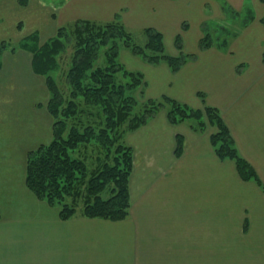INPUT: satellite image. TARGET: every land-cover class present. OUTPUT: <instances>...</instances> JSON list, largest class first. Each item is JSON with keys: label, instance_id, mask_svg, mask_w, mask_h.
I'll return each mask as SVG.
<instances>
[{"label": "crops", "instance_id": "obj_1", "mask_svg": "<svg viewBox=\"0 0 264 264\" xmlns=\"http://www.w3.org/2000/svg\"><path fill=\"white\" fill-rule=\"evenodd\" d=\"M128 1L131 21L125 19L133 30L152 26L163 33L165 25L174 29L185 22L188 28L189 20L200 26L220 17L222 2L236 15L244 14L241 23L252 14L232 29L236 34L225 46L199 50L200 30L194 44L182 46L186 53H197L194 58L175 72L165 62L148 72L166 95L192 107L223 110L240 154L252 165L264 163V135L259 138L256 123L264 115V0H144L143 11L136 0ZM100 9L74 12L103 19ZM177 53L173 44L172 54ZM136 133L130 141L139 140L143 148L134 142L130 209L123 220L81 214L60 219L24 182L26 152L51 136L24 144L0 142V264H264L262 188L242 180L231 159H219L206 132H195L186 122L171 124L166 112H157ZM177 133L186 143L179 156L173 147ZM146 150H151L149 158Z\"/></svg>", "mask_w": 264, "mask_h": 264}, {"label": "trees", "instance_id": "obj_2", "mask_svg": "<svg viewBox=\"0 0 264 264\" xmlns=\"http://www.w3.org/2000/svg\"><path fill=\"white\" fill-rule=\"evenodd\" d=\"M225 5V11L236 15L228 4L225 3ZM251 18L252 14L249 13L241 24H246ZM260 22L264 25V15L260 18ZM73 23L70 29L60 27L56 36L38 48L36 43L31 42L30 46L33 49L30 47L28 49L32 53L33 71L46 76V85L50 92L47 106L53 121L50 140L26 152L24 182L26 187L47 205H59L57 207L60 219L70 218L79 206L81 212L89 218L121 220L128 216L129 176L133 165V153L129 145L119 140L121 132L114 130L125 120L128 121L130 129L145 124L167 103L168 121L178 123L188 120L189 126L194 131H201L205 127L204 115L211 124L216 126V130L210 135V142L217 157L221 160L232 159L239 177L242 180H253L264 191V183L255 167L239 153L227 124L215 106L206 104L202 109L194 108L162 94L160 99L149 98L143 111L133 112L130 116L134 97L126 95L123 85L116 83L115 73L123 70L132 78L130 87L133 88L141 83L142 72L124 68L118 60L115 42L110 48V53L106 54V56L109 55L106 58V64L93 63L99 59V46L122 37L132 53L148 62L165 61L169 69L175 72L185 61L196 55L182 51L183 45L179 33L174 39L178 53L171 55L165 52L162 32L152 26L143 29L146 42L140 45L134 41L132 33L125 25L116 19L107 23L78 19ZM222 28L224 30V27ZM224 31L226 32L222 33L223 36L218 35L215 38L205 31L199 40V47L203 49L212 44L225 46L236 33L226 29ZM70 34L75 36V44L68 60L65 77L68 85L72 87V98L66 102L51 72L58 65L57 50L64 47L65 39H68ZM29 37L36 40L35 35ZM79 95L84 96L89 103L103 108L104 126L96 128L93 121L88 123L81 117L69 124L66 115L72 116L77 113L75 112L77 103L74 98ZM62 107L69 112L65 114L61 112ZM94 139L101 144L105 154L97 153L95 162L90 165L86 153L88 148L95 145V143L90 144ZM176 140L175 153L180 155L183 147L181 135H178ZM112 147H114L113 157L109 160Z\"/></svg>", "mask_w": 264, "mask_h": 264}, {"label": "rangeland", "instance_id": "obj_3", "mask_svg": "<svg viewBox=\"0 0 264 264\" xmlns=\"http://www.w3.org/2000/svg\"><path fill=\"white\" fill-rule=\"evenodd\" d=\"M77 1L76 0L74 1L76 3L74 5L73 0H0V142L9 143V140H11L13 142L24 144V143H29L30 141L34 142L38 139L40 140L42 139L46 141L47 137L49 138L52 133L51 128H52L53 118L50 115L47 106L48 105L47 103L49 102L48 100L50 98V92L48 86L46 85V76L42 74L39 75L35 73L32 69L31 66L32 53L28 51L29 47L30 49H33V47L30 46L31 42L36 43L35 44L37 45L36 48H38L41 45H43L45 42L49 41V39L56 36L58 29L60 27L62 28V26H64L66 28L69 27L70 29L74 24L73 22L78 19H89L92 21H96V23L97 22L107 23L114 19L121 21L123 24H127L128 19L131 21V19L128 16L129 12L127 6H129L130 4V1L128 0H103L102 5H93L92 4L93 0H88L87 4H84V6L77 5ZM135 4L140 7L141 11L144 10L143 8H146V3L144 0H136ZM71 6L73 8V11H71ZM224 6L226 7V5L222 2L221 10L222 9L223 10L219 14L220 16V17L218 16L219 18L214 20L208 19L205 22H203L200 26L198 25L197 21L194 20L192 21L189 20L188 28H185L186 27L185 22L181 23L180 28L176 27L174 29H171L170 26L165 25L162 33L164 34L163 41H164L165 52L171 55H176V54H172V51H173V44L175 46L174 39L178 33L180 34L182 45L183 42L186 43V45L187 44L192 45L194 44V38L197 37V32L200 30H201L199 33L200 38L204 35L205 31L212 34V37L215 38L218 37V35L223 36L222 33L226 32L224 31L225 29L227 31H232L234 27L237 28L240 25L241 17L244 14L241 13L238 15H232L228 11L225 12ZM99 7H101L100 10L103 15L102 16L103 19L82 18V17H78L79 16L78 12L76 11L74 12V8H75L76 10H85L86 14L95 13ZM111 8L113 9L112 11H110ZM231 10L234 13H236V11L233 10L232 8ZM125 18H127V21ZM132 18L134 19L135 17ZM125 27L132 33L133 39L136 43H139L140 45L145 44L146 37L143 33V29L147 26H144L141 29H137V30H133L136 28H129L131 26L128 24L127 26L125 25ZM222 27H224V30ZM182 31H185L184 34ZM31 35H35L36 40H32L31 37H29ZM200 38L198 39V44H197L198 47H199ZM74 39L75 36L73 34L68 35V39H65L63 45L64 47L57 50L56 55H57L58 65L57 68L54 69L53 72H51L55 76L59 88L61 89L63 95L66 98V102L70 98H72L71 97L72 87L68 85L67 82L68 80L65 77V70L66 68H68L67 67L68 60L72 53V49H73L72 47L75 44ZM114 42L118 52V60L122 63V65H124V68H126L127 70H137V71L140 70L142 71L147 68L146 70L147 72L145 71L144 73V71H142L143 79L141 83L133 88L130 87L132 83L131 80L132 78L130 76H127V74H125L123 70H119L115 73L117 79L116 83L118 84L119 82L123 85V87L126 90L125 91L126 95L134 97L133 99L134 103L130 110V116H131L133 112L138 113L143 111L144 108L146 107V101L149 98L160 99V96L162 94L164 93L166 94V91H162L163 86L159 87V84H157L158 81H155V79H153L154 78L153 74L148 72L149 70L153 72L157 69L159 70L160 68L159 65L163 64L161 62H165V61L153 63L142 59L140 56L130 51V48L125 45L124 38L121 37V38H115L114 41L111 40L108 41L107 44L99 46L98 49L99 59L95 60L93 62L94 64L96 65L106 64V58L109 56V55L106 56V54L110 53L111 51L110 48ZM53 47L55 48L56 46ZM188 48H191V46H188ZM198 49L202 50V48L200 47ZM182 51H183V47H182ZM132 58H137L138 60H132ZM190 60L191 58L185 61V63ZM144 62H146L147 64H144ZM147 75L151 78L150 84ZM33 76H36L39 79L34 78ZM40 82L44 84L40 86L39 85ZM167 87H169V89L172 88V86H167ZM197 92L199 91L197 90ZM197 96L204 97L203 93L201 92H199V94L197 93ZM170 97L178 100L175 96H170ZM74 101L77 103V107L75 109V112L77 113L72 116L66 115L69 124H72V122H76L77 118L81 117L82 119L85 120V122L88 121V123H90L91 121H93L95 124L94 126L96 128L102 127V125L104 126L105 124L104 115H103L104 111L100 105L89 103L88 101L85 100L84 96L82 95H79L76 98H74ZM233 104L234 103H232V105ZM164 105L165 106L160 108L157 112H166V118H167L168 103ZM63 107L60 109V111L64 112V114L68 113L69 110L66 111L65 108L63 110ZM42 108L46 109V111L44 112ZM194 108L202 109L203 106L194 107ZM217 109L232 134L231 127L233 126L226 120L224 111L220 110L219 107ZM163 115L164 114L161 113L158 116L163 117ZM203 119L205 121V127L201 131L199 130L195 132H203V131L206 132L205 134L209 135V140H210V135L216 130V126L211 124L204 115H203ZM182 122H186L189 125L188 120H184ZM182 122H178V123L169 122V123L179 124ZM256 123L259 124V128H260V132L257 133L259 134V136H261L259 138H262V136L264 135L263 114L258 115V118L256 119ZM47 125H51V128H48ZM142 126L143 125H140L139 127ZM179 127L180 126L176 127V130ZM13 128H17V129L19 128V130L15 132L13 131ZM37 128H41L40 131L38 130L39 131L38 133H37ZM137 128L130 129L128 126V121L125 120L121 125L117 126V129H115L114 131L121 132L120 135L121 137H119L120 138L119 140L129 145L131 149L135 145L134 142H136L138 149H141L143 148V146L142 145L140 146L139 142H137L139 140L136 141L133 140V142L130 141L131 137H136L137 139V136L139 135V133H136ZM44 135H47V137L46 136L43 137ZM178 135L181 134L177 133L174 136L175 138V144L173 146L174 153L177 147L176 139ZM181 137L183 144L181 151L182 153L186 147V143L183 135H181ZM97 142L98 141L94 139L90 144L95 143V145H93L92 148H88V152L86 153V156L89 158L88 162L90 165H93V162H95L94 158L97 153L99 155L105 154V151L101 148V144ZM37 146L38 143H35L31 149H34ZM30 147L31 146H29L28 149ZM113 150L114 147L111 148V152L109 153V160H111V157H113ZM146 151L147 153H145V156L149 158L151 150H146ZM132 153H134L133 149H132ZM175 156H179V155L175 153ZM133 159H134V155H133ZM25 162H26V156H25ZM263 164L264 163L262 164L258 163L257 165H253V166L255 167L259 177L264 183ZM106 194L108 195L107 192ZM39 200L45 202L42 199ZM57 206L55 205L51 207L55 208L58 215ZM0 213H1V208H0ZM75 214H81L82 216H85L81 212L80 206L76 209V212L73 215ZM73 215H71V217Z\"/></svg>", "mask_w": 264, "mask_h": 264}]
</instances>
